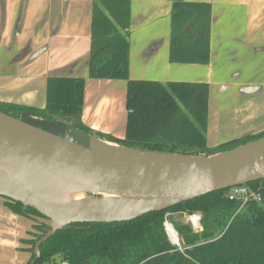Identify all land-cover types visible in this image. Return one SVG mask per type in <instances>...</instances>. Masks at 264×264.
<instances>
[{"label": "trees", "instance_id": "16d2710c", "mask_svg": "<svg viewBox=\"0 0 264 264\" xmlns=\"http://www.w3.org/2000/svg\"><path fill=\"white\" fill-rule=\"evenodd\" d=\"M128 16L127 2H94L88 61L89 78L127 82L123 140L83 124L82 78L49 77L43 109L0 103V112L17 117L20 112L33 111L40 119L70 124L112 144L185 155L211 156L264 136L262 131L209 148L206 85L130 81L129 43L123 33ZM172 23L171 60L206 63L208 30L204 17L201 21L200 8L192 5L185 9L182 3H175ZM244 186L256 195L244 204L229 200L227 189L128 222L71 224L40 244V256L34 264L51 263L57 257L64 264H264V179ZM7 205L34 222L27 241L30 264L35 258V243L49 228L33 219L40 216L35 210L10 200ZM174 213L200 216L198 231L188 223L171 222L178 245L170 241L164 226L167 216Z\"/></svg>", "mask_w": 264, "mask_h": 264}, {"label": "crops", "instance_id": "0c3cea01", "mask_svg": "<svg viewBox=\"0 0 264 264\" xmlns=\"http://www.w3.org/2000/svg\"><path fill=\"white\" fill-rule=\"evenodd\" d=\"M95 1L0 0V103L43 109L49 77L82 78L83 124L123 140L127 82L88 76ZM113 1L128 3L130 81L206 85L209 148L264 131V0ZM175 3L200 8L206 63L171 60ZM7 203L0 197V264H28L34 222Z\"/></svg>", "mask_w": 264, "mask_h": 264}, {"label": "water", "instance_id": "95a60500", "mask_svg": "<svg viewBox=\"0 0 264 264\" xmlns=\"http://www.w3.org/2000/svg\"><path fill=\"white\" fill-rule=\"evenodd\" d=\"M264 179V136L211 156L112 144L33 111L0 112V197L35 210L49 230L122 223ZM83 195L82 200L72 198Z\"/></svg>", "mask_w": 264, "mask_h": 264}, {"label": "built area", "instance_id": "2783aa9c", "mask_svg": "<svg viewBox=\"0 0 264 264\" xmlns=\"http://www.w3.org/2000/svg\"><path fill=\"white\" fill-rule=\"evenodd\" d=\"M228 198L231 201H238L241 204H244L249 199H252V198L255 199L256 195L251 193L244 185H242V186H236V187L230 188L229 189V193H228ZM199 221H200V216L199 215H193V216L190 215L188 217V224L191 226V228L194 231L200 230V222ZM164 226H165V231L167 233V236L170 238V240H172L173 244L178 245L177 233L175 232L176 240L173 241V239L169 235L168 225H167L166 222L164 223ZM170 227H171V225H170Z\"/></svg>", "mask_w": 264, "mask_h": 264}, {"label": "rangeland", "instance_id": "374dc122", "mask_svg": "<svg viewBox=\"0 0 264 264\" xmlns=\"http://www.w3.org/2000/svg\"><path fill=\"white\" fill-rule=\"evenodd\" d=\"M194 215H198V214H194ZM190 215H180V214H177V213H174V214H169L167 216L168 220L166 221L167 225H171L172 229L175 231L174 227L172 226L173 223H176V222H183V223H188V217ZM193 216V215H191ZM171 222H173L171 224ZM170 239V238H169ZM30 241L31 240V235L27 238V241ZM172 242V240H170ZM173 243V242H172ZM44 264H63L61 263L60 261V258H54L53 261L51 263H44Z\"/></svg>", "mask_w": 264, "mask_h": 264}, {"label": "bare ground", "instance_id": "6f19581e", "mask_svg": "<svg viewBox=\"0 0 264 264\" xmlns=\"http://www.w3.org/2000/svg\"><path fill=\"white\" fill-rule=\"evenodd\" d=\"M72 198L75 200H82L84 197L81 194H75L72 196ZM168 232H169L170 237L173 239V241L176 240L175 231L170 227V225L168 226Z\"/></svg>", "mask_w": 264, "mask_h": 264}]
</instances>
